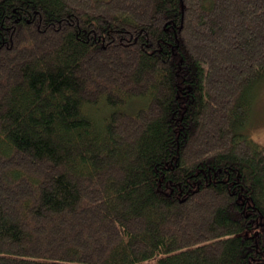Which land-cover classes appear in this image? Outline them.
Returning a JSON list of instances; mask_svg holds the SVG:
<instances>
[{"label":"trees","instance_id":"16d2710c","mask_svg":"<svg viewBox=\"0 0 264 264\" xmlns=\"http://www.w3.org/2000/svg\"><path fill=\"white\" fill-rule=\"evenodd\" d=\"M264 0H0V264H264Z\"/></svg>","mask_w":264,"mask_h":264},{"label":"rangeland","instance_id":"374dc122","mask_svg":"<svg viewBox=\"0 0 264 264\" xmlns=\"http://www.w3.org/2000/svg\"><path fill=\"white\" fill-rule=\"evenodd\" d=\"M252 92L255 96L252 111L249 136L264 146V76Z\"/></svg>","mask_w":264,"mask_h":264}]
</instances>
